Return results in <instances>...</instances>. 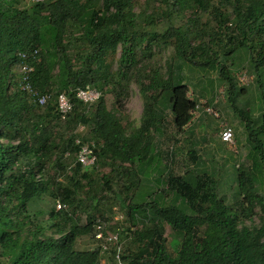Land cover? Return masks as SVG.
<instances>
[{
	"label": "trees",
	"instance_id": "1",
	"mask_svg": "<svg viewBox=\"0 0 264 264\" xmlns=\"http://www.w3.org/2000/svg\"><path fill=\"white\" fill-rule=\"evenodd\" d=\"M138 3L0 0V264H101L106 253L117 263L112 244L107 252L78 248L81 238L94 239L107 205L117 203L137 228L127 230L134 237L121 251L124 264H264V120H253L250 110L237 113L246 88L234 70L244 49L248 69L263 83L264 0ZM169 48L165 66L154 67L156 49ZM24 63L33 68L26 80L13 71ZM211 72L226 86L227 102L247 133L245 161L234 165L227 185L233 203L217 172L175 174V146L158 149L168 113L176 133L191 124L199 99L190 98L189 84L198 86V76ZM26 83L50 96L47 103L23 90ZM133 83L143 114L130 130L106 97L114 93L120 105ZM88 87L101 93L92 105L75 97ZM62 92L74 104L65 121L56 101ZM84 144L97 157L90 167L77 158ZM189 160L198 164L196 150ZM146 180L147 193L140 191ZM58 201L65 208L57 210Z\"/></svg>",
	"mask_w": 264,
	"mask_h": 264
},
{
	"label": "rangeland",
	"instance_id": "2",
	"mask_svg": "<svg viewBox=\"0 0 264 264\" xmlns=\"http://www.w3.org/2000/svg\"><path fill=\"white\" fill-rule=\"evenodd\" d=\"M144 0H140L138 7L140 8ZM246 50L241 49L235 59L236 66L234 67L235 75L238 80V86L246 88V92L240 94L236 101V111L238 114L250 110L253 115V120H264V68L262 70V85H259L253 73L248 69L247 58L245 57ZM156 55L151 61L154 67H164L166 62L173 54V49H156ZM120 53L113 61V70H116V60ZM149 60H147L148 62ZM230 62V61H229ZM16 69V68H15ZM18 74V71H15ZM200 84L194 86L199 81L194 80L193 85H190V98L199 99V109L194 113V118L191 124L181 134L176 133L172 124L171 116L168 113V124L165 128V134L158 140V149L164 153L169 150L171 146H175L177 153L173 157L172 169L175 174H183L187 169H196L198 173L206 172L212 174L217 172L220 182L222 183V191L227 195L229 203H233L229 185L230 179L234 174V165L245 161L248 153L247 133L245 130V123L234 113V110L227 102L226 86L219 80L218 74L211 72L205 77L198 76ZM212 82V83H211ZM26 88L23 87V90ZM121 104L117 103L114 93H110L106 97L108 108L117 111L123 123L129 126V129L137 128L141 124L143 114V99L140 94L139 87L132 84L125 97H121ZM210 109L212 112L207 111ZM227 122L234 130V143L232 145L221 141L219 134L221 131V124ZM263 123V122H262ZM83 128L79 131L82 132ZM191 150H196L200 158L198 164L194 165L189 160V153ZM165 158V156H164ZM167 160H165L166 162ZM167 163V162H166ZM109 169L104 170L108 172ZM236 177V175H235ZM226 184V185H223ZM147 193L151 190L150 186L145 181L144 187L140 191ZM138 192V190H137ZM112 194V193H111ZM49 202V200H47ZM50 205H53L51 202ZM105 218H98L107 224V232L113 233L119 230L122 233V252L125 251L128 244L134 237L133 232L137 229L132 227L131 222H128L127 209L121 208L119 203L112 208L107 205L105 208ZM47 216L44 217V221ZM85 221V216L83 217ZM256 223H259V217L253 218ZM46 222H44V225ZM247 225L251 223L246 222ZM140 228V226H138ZM131 228L133 232H127ZM165 236L167 239L168 250L172 255L176 254V240L174 234L169 226L166 225ZM99 244L93 237H83L79 240L78 248L81 250H88L98 247ZM101 264H117L110 260V253L103 256Z\"/></svg>",
	"mask_w": 264,
	"mask_h": 264
},
{
	"label": "built area",
	"instance_id": "3",
	"mask_svg": "<svg viewBox=\"0 0 264 264\" xmlns=\"http://www.w3.org/2000/svg\"><path fill=\"white\" fill-rule=\"evenodd\" d=\"M27 3H41L45 0H24ZM38 51H34V54H36ZM21 57L26 59L27 55L26 53L21 54ZM19 73L20 75L24 76V80L27 79V75H29L33 68L29 66L28 64L24 63L21 64L19 67ZM26 89L32 90L35 96H38V101L40 105H44L49 100L50 96L42 95L39 96L33 89L31 88L30 84L26 83ZM100 92L96 89L92 88H86V89H78L75 92L76 99L82 101L84 104H93L100 98ZM57 105H58V111L61 116L62 120H66L69 114L73 111V101L72 98L65 92L60 93L57 96ZM199 107V106H198ZM207 111L212 112L210 109ZM220 138L221 140L229 145H232L234 143V131L231 126L227 122H223L221 124V132H220ZM77 143L79 144L80 141L78 140ZM78 161L85 167H90L94 165L97 161V157L89 145H82L80 148V151L78 153ZM57 210H61L65 208V205H63L61 202H57L56 204ZM107 229V224L103 221H97L95 224V232H94V239L99 242L100 246L102 247L103 252L109 251V245L115 246L116 250V259L117 264H124L121 260V251H122V244L120 243V237L119 233H108L105 234V231Z\"/></svg>",
	"mask_w": 264,
	"mask_h": 264
},
{
	"label": "clouds",
	"instance_id": "4",
	"mask_svg": "<svg viewBox=\"0 0 264 264\" xmlns=\"http://www.w3.org/2000/svg\"><path fill=\"white\" fill-rule=\"evenodd\" d=\"M18 67H19V66H18ZM18 67H16V69H14L13 71L15 72V71L17 70V71H18V74L20 75V73H19V68H18ZM15 73H16V72H15ZM89 88H90V87H89ZM92 89H94V88H92ZM96 90H97V89H96ZM100 94H101V93H100ZM100 97H101V95H100ZM99 99H100V98H99ZM99 99H98V100H99ZM98 100H97V101H98ZM56 101H57V100H56ZM72 101H73V100H72ZM97 101H96V102H97ZM96 102H95V103H96ZM93 104H94V103H93ZM85 105H88V104H85ZM90 105H92V104H90ZM57 107H58V105H57ZM73 108H74V107H73ZM58 112H59V111H58ZM71 113H72V112H71ZM71 113H70V114H71ZM70 114H69V115H70ZM59 115H60V114H59ZM60 117H61V116H60ZM67 118H68V117H67ZM63 121H65V120H63ZM229 126H230V125H229ZM233 131H234V130H233ZM220 132H221V131H220ZM219 137H220V134H219ZM220 139H221V138H220ZM222 142H223V141H222ZM79 144H80V143H79ZM84 145H85V144H84ZM86 145H88V144H86ZM81 146H82V145H81ZM77 156H78V155H77ZM118 231H119V230H118ZM118 233H119V232H118ZM119 237H120V236H119ZM95 241H96V240H95ZM96 242H97V241H96ZM97 243L99 244V242H97ZM120 243L122 244V242H120ZM99 246H100V244H99ZM100 247H101V246H100ZM109 250H110V249H109Z\"/></svg>",
	"mask_w": 264,
	"mask_h": 264
}]
</instances>
